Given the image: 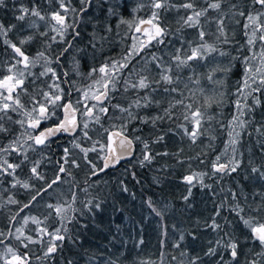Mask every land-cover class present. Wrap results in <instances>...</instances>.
Returning <instances> with one entry per match:
<instances>
[{"label": "snow or ice", "instance_id": "1", "mask_svg": "<svg viewBox=\"0 0 264 264\" xmlns=\"http://www.w3.org/2000/svg\"><path fill=\"white\" fill-rule=\"evenodd\" d=\"M91 2L79 0V7H75L73 0H29L16 9L14 19L21 23L5 24L0 20V181L8 183L10 190L31 193L27 203L12 195L7 198L5 206L16 205L18 210L9 215L7 231L0 230V264H33L34 245L41 248V254L35 257L37 264H55L65 240L75 243L78 239L71 234L69 225L77 222L78 216L99 210L101 204L88 199L82 209H76L77 196L73 191L71 201L57 199L55 203H46L44 213L22 218L20 214L34 207L54 186L65 183L63 177L72 175L70 169H79L83 164L91 176H97L132 156L137 144L142 145L138 161L141 166L168 156L177 158L179 164L189 162V173L182 177L187 185V194L182 197L185 203L197 185L213 189L212 184L205 183L206 177L222 180L238 173L246 164L244 179L259 185L258 189L251 193L246 192L247 185L239 191L229 189L202 225L196 221V227L215 234L216 239L209 242L204 256H219L217 264H240L241 256L243 264H264V115L256 119L257 109L264 106V0H249L251 10L240 9L231 0H135L133 20H120L133 31L131 45L120 57L92 67L83 76L90 82L77 87L75 81L68 79V72L58 68L79 38V26ZM3 6L5 0H0V7ZM140 12H146L147 18L135 15ZM173 14L175 26L168 21ZM236 17L243 18L246 40L237 50L245 48L248 54L231 57L243 61V75L233 93L235 112L227 123L228 141L223 152L212 160H207L204 152L184 160L180 159L183 148L176 152L154 151L152 145L165 143L169 134L186 137L196 144L205 134L204 125L214 119L208 110L214 104L224 103L226 93L205 96L200 104L193 99L195 93L186 96L185 91L191 92L190 84H200L201 74L195 71V65L208 63L213 54L230 55L221 46L232 42L227 21L240 24ZM105 30L112 31L110 26ZM105 39L100 37L101 42ZM36 43L39 49L30 54L26 46ZM73 62L78 70L75 56ZM230 70L217 65L209 68L203 78L222 85L223 80L216 79V74ZM77 74L81 75L78 71ZM64 85H71L78 98L73 100L72 92L66 91ZM117 93L121 94V102L113 103ZM105 120L110 122L107 128ZM165 121L169 124L166 130L161 128ZM137 124L151 126L152 134L147 138L136 134L141 131ZM97 127L103 130L102 138L94 140L90 132ZM253 134L259 162L245 161L240 151L244 135ZM63 135L70 138L69 146L63 147L62 154L53 161L51 145ZM89 153H97L103 167L97 168ZM193 160L206 164L208 170H191ZM47 164H54V178L49 179L44 171ZM22 173L26 178H21ZM147 203L156 215L163 214L151 199ZM225 210L247 229L246 239L253 242L247 253L243 252L244 245L232 220L222 216ZM53 215L55 224L50 225L48 221ZM29 224L33 228L29 229ZM188 234L198 238L193 232ZM184 238L181 233L179 240ZM174 246L179 248L180 243ZM221 250L227 253L228 261L220 255ZM67 264L74 262L68 260ZM188 264H203V259L192 255Z\"/></svg>", "mask_w": 264, "mask_h": 264}, {"label": "trees", "instance_id": "2", "mask_svg": "<svg viewBox=\"0 0 264 264\" xmlns=\"http://www.w3.org/2000/svg\"><path fill=\"white\" fill-rule=\"evenodd\" d=\"M28 2L29 0H5V6L0 7V20L5 24L21 23L14 19V16L18 14L16 9L21 3L27 4ZM231 2L236 3L240 9L251 10L249 0H231ZM73 5L79 7V0H73ZM134 6L135 0H92L78 29L80 36L74 42L73 49L62 59L58 71L68 72V79L75 81L76 86L79 87L90 82L83 76L92 67H99L106 59L120 57L130 46L133 32L127 24H121L120 20L121 18L133 20L134 14L131 10ZM135 15L147 18L146 12ZM235 19H239L240 24H235L231 19L227 21L229 38L232 42L221 46L222 50L230 55L220 57L213 54V58L208 63L201 62L200 65H195V71L201 74L200 84H190L191 92L185 91L186 96L195 93L193 99L200 104H203L205 96L214 94L218 96L221 92L227 94L223 104H214L208 110V115L213 116L214 119L204 125L205 134L194 145L186 137L169 134L165 143L152 145L154 151L176 152L183 148L184 152L180 159L184 160L187 157L195 156L198 152L206 153V159L212 160L223 152L228 141L227 123L235 112L233 93L237 82L243 75V61L233 60L231 57L248 54L245 48L237 50V46L245 45L246 40L242 28L243 18L236 17ZM168 21L175 26L174 14L168 16ZM109 26L112 29L111 32L105 30ZM41 30H44L43 27ZM212 31H214V27ZM101 36L106 38L103 42L100 41ZM212 39L209 42H212ZM92 44L96 45L95 49L91 46ZM26 47L30 54H34L40 45L36 43ZM78 49L81 51L78 52ZM150 51H155V49ZM73 56L79 61L78 70L73 62ZM217 65L231 69L226 74H216V79L223 80L222 85H214L203 78L209 68ZM77 71L81 75H78ZM185 75L188 73L186 72ZM64 87L66 91L72 92V99L75 100L77 94L72 86L64 85ZM183 87L184 85L181 84V88ZM201 88L204 90L203 93L200 91ZM116 95L118 98L113 103L121 102V94L117 93ZM113 115L119 114L113 113ZM262 115H264V106L257 109L256 119L260 120ZM221 124L225 127H221ZM109 126L110 122L105 120L104 127ZM136 127L141 129L136 134L144 138L152 134L149 131L151 126L143 127L137 124ZM168 127L167 121L161 125V128L165 130ZM248 131L251 132L252 129L249 128ZM102 133L103 130L97 127L93 132H90V135L96 140L102 138ZM255 138V134L252 137L247 135L243 137L240 151L244 153L245 161L255 159L259 162ZM69 139L67 136H60L54 140L50 153L53 156V161L62 154L63 147L69 146ZM85 146H88L87 143ZM74 151L79 155L78 150ZM141 152L142 145L137 144L130 160L119 162L115 168L100 172L94 177L90 175L89 169L83 164L79 169H70L71 176L63 177L66 182L59 186L65 189V197L68 201H71V193L73 191L76 193L77 200L74 204L76 209H82L83 202L88 199H95L101 204V208L94 210L91 214L85 213L83 216H78L77 222L69 225L71 234L78 239L75 243L65 240L55 264H67L68 260L73 261L74 264H108L109 261H112L113 264H181V262L188 264V258L192 255H200L203 264H217L219 256H204L209 242L215 240L216 236L202 226L197 228L196 221L199 220L202 225L203 221L213 213L216 204L227 196L229 189L239 191V188L244 185H247V193L258 189L259 185L244 179L246 164L238 173L224 177L222 180L216 177H206L205 183L212 184L213 189L201 188L197 185L192 189L190 200L185 203L182 197L187 194V185L182 182V177L189 173V162L179 164L177 158L168 156L157 158L151 165L141 166L138 162ZM89 159L97 165V168H101L97 153H89ZM190 163L191 170H208L207 165H202L199 161L193 160ZM26 171L25 169V173ZM44 171L47 172L49 179L54 178V164H47ZM21 178H26V175L22 173ZM36 186L39 188L40 184L37 183ZM59 186L56 188H60ZM221 188L224 189L223 192H221ZM84 189H87V192ZM49 191L56 195L55 188ZM10 195L21 203H27L31 193H26L22 189L10 190L8 183L0 181V230L3 231H7L10 226L8 224L9 215L18 210L16 205L5 206ZM52 198V196L44 195L39 199L38 204L50 203ZM149 199L155 208L162 211V215L158 216L152 211L147 203ZM188 204H191L192 207H188ZM36 210L40 211L41 205ZM27 211H31V208L24 210L20 217ZM222 216L232 220L236 235L244 245L243 252L247 253L253 247V242L246 239L247 229L245 226L239 223L234 214H229L226 210ZM55 220L53 215L48 223L53 225ZM81 225H86V227H81ZM189 232H193L198 238L193 239L188 234ZM181 233L185 235L182 241L179 240ZM177 242L180 243L179 248L174 246ZM181 253H186V255L181 256ZM40 254V246H32L33 264H37L35 257ZM220 255L225 261L229 260L227 253L223 250ZM174 257L175 259H173ZM243 260L244 256H241L240 264H243Z\"/></svg>", "mask_w": 264, "mask_h": 264}, {"label": "rangeland", "instance_id": "3", "mask_svg": "<svg viewBox=\"0 0 264 264\" xmlns=\"http://www.w3.org/2000/svg\"><path fill=\"white\" fill-rule=\"evenodd\" d=\"M132 35H133V32H132ZM131 35V37H132ZM132 43V39H130V45ZM77 95H76V99H77ZM100 160V159H98ZM57 186H55V190H56V195L53 194V192L49 191L48 194H46L45 196H52V201L50 203H55L57 199H60V200H66V197H65V189H62L61 186H59L60 188H56ZM46 203H42V204H36L34 207L31 208V211H27L25 214H23L21 216V218L23 216H26V215H39L40 213H43L45 212V208H44V205ZM41 205V210L40 211H37L36 208ZM21 222H22V219H21ZM16 226H19V224H17ZM29 229L33 228V225L29 224L27 226ZM15 243V242H14Z\"/></svg>", "mask_w": 264, "mask_h": 264}, {"label": "water", "instance_id": "4", "mask_svg": "<svg viewBox=\"0 0 264 264\" xmlns=\"http://www.w3.org/2000/svg\"><path fill=\"white\" fill-rule=\"evenodd\" d=\"M63 136H67V135H63ZM68 137V136H67ZM114 147H115V145H114ZM132 158V156H128V157H125V158H123V159H121L119 162H123V161H128V160H130ZM118 162V163H119ZM117 163V164H118ZM117 164L115 165V166H113V167H109L108 169H106L105 171H107V170H109V169H112V168H115L116 166H117ZM100 165H101V167H103V161L102 160H100Z\"/></svg>", "mask_w": 264, "mask_h": 264}]
</instances>
